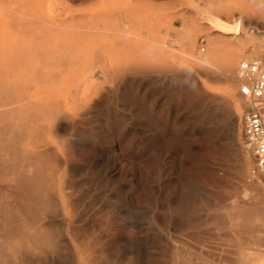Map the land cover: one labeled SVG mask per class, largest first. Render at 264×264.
<instances>
[{
	"label": "rangeland",
	"instance_id": "374dc122",
	"mask_svg": "<svg viewBox=\"0 0 264 264\" xmlns=\"http://www.w3.org/2000/svg\"><path fill=\"white\" fill-rule=\"evenodd\" d=\"M4 1L0 45L16 36L6 12L19 1L38 16H56L59 30L85 28L73 70L47 86L29 83V95L47 92L62 108L57 130L43 135L59 161L45 195L53 212L0 169V245L18 226L51 230L58 244L14 263L264 264V180H247L252 158L235 115L241 82L228 96L204 58L211 38L233 39L215 26L238 17L227 16L225 4L255 17L241 21L249 30L237 37L262 41L235 69L243 57H264V0H149L146 11L121 21L98 11L125 0Z\"/></svg>",
	"mask_w": 264,
	"mask_h": 264
},
{
	"label": "bare ground",
	"instance_id": "6f19581e",
	"mask_svg": "<svg viewBox=\"0 0 264 264\" xmlns=\"http://www.w3.org/2000/svg\"><path fill=\"white\" fill-rule=\"evenodd\" d=\"M0 1L2 2V0ZM12 1L14 0H7L10 3ZM127 1L125 4V0L123 5L119 3L115 7L100 9L98 14L116 17L118 21H121L122 14L133 16L140 10L146 11L150 5L149 0ZM19 2L17 5L9 7V11L6 10V22L16 36L0 45V169H2V174H14L19 180L21 179L29 187L31 186L32 190L36 191V193L33 191L37 197H35L37 201L34 199L35 206L51 213L53 205L45 195L51 190V163L57 164L59 161L45 142L43 135L47 129L57 130L62 118V108L59 99H56L59 98L57 96L54 98L47 92H40L41 94L36 97V95H29L28 92H31L34 83H44L47 86V84L59 81L58 72L60 74V72L73 70L80 62L82 55L76 51L82 38L83 27L80 24H75L71 30L68 28L59 30L61 21L56 16H50V18H45L40 14L38 16L36 12L29 10V7H32L29 2ZM31 2L33 3V1ZM224 10L227 16L238 17L235 18L232 26L218 20L215 22V26L224 34H231L233 39H230L240 41L242 37H237V35L245 34L249 30L245 29L244 24L241 26V21L250 23L251 19L255 17L247 11L243 13L235 11L228 4H225ZM224 15L222 16L224 17ZM86 19L87 17H78L81 22ZM87 30H85L86 33H88ZM242 39L244 40L242 44L240 43L241 45L235 49L231 45L232 40L230 42L223 40L224 42H222L217 38H211L208 42V53L204 56L206 61L214 66V68L210 66L213 68L214 77L216 76L217 79L219 78L225 83V92L230 97L236 95V87L242 82L237 74V67L235 69L236 59L242 54L253 55L262 44V41L257 38ZM259 58L264 63V57ZM244 59L250 58L243 57L241 60ZM34 62L39 63V66L37 64L38 67H33L32 63L35 64ZM93 76L89 75L88 77ZM70 78L68 76L65 79L70 81ZM29 83H33L32 86ZM33 92L35 93L34 90ZM238 96L241 97L239 94ZM239 103H242L241 106L245 108L248 106L244 99ZM240 107L237 106L235 110L238 122L242 117ZM43 121L47 123V126L43 124ZM238 132L239 128L236 130V135ZM22 142L31 144L30 148L21 147ZM22 145L26 146L27 144L23 143ZM261 178L264 180V176ZM261 178L256 181H260ZM19 180L18 182H21ZM18 227L10 230L11 232L7 236L8 240L0 245V264H15L13 257L16 258L19 254L23 257L24 253L26 255L35 249L51 252L58 250L53 231L36 226ZM11 250L15 251L12 255ZM257 261L260 260L257 259ZM261 263L263 264V261Z\"/></svg>",
	"mask_w": 264,
	"mask_h": 264
},
{
	"label": "built area",
	"instance_id": "2783aa9c",
	"mask_svg": "<svg viewBox=\"0 0 264 264\" xmlns=\"http://www.w3.org/2000/svg\"><path fill=\"white\" fill-rule=\"evenodd\" d=\"M237 74L242 79L238 94L248 104L241 118V144L251 156L247 177L254 181L264 176V63L259 57L240 60Z\"/></svg>",
	"mask_w": 264,
	"mask_h": 264
}]
</instances>
